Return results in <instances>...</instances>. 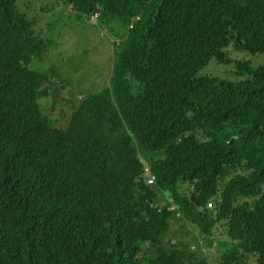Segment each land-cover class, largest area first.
<instances>
[{
    "label": "trees",
    "instance_id": "trees-1",
    "mask_svg": "<svg viewBox=\"0 0 264 264\" xmlns=\"http://www.w3.org/2000/svg\"><path fill=\"white\" fill-rule=\"evenodd\" d=\"M19 1L0 0V264H200L163 248L174 217L217 264H264V63L227 52L264 55V0H60L126 28L65 129L38 104L49 42ZM211 59L236 78L198 74Z\"/></svg>",
    "mask_w": 264,
    "mask_h": 264
},
{
    "label": "rangeland",
    "instance_id": "rangeland-1",
    "mask_svg": "<svg viewBox=\"0 0 264 264\" xmlns=\"http://www.w3.org/2000/svg\"><path fill=\"white\" fill-rule=\"evenodd\" d=\"M159 0H154L158 4ZM19 10L33 20L34 31L49 43L46 49L32 59L29 67L44 73V88L49 95L38 99L43 113L52 125L65 129L71 114L82 98L98 91L109 83L116 45L126 32L125 26L114 21V30L106 25L92 23L60 0H23ZM232 61L250 60L254 65L264 63V55H250L227 49ZM198 74H207L226 79H235L233 63L218 64L211 59ZM164 203L166 198L163 196ZM225 229L218 225L215 236L223 239ZM170 243H181L190 249L200 264H217L220 249L216 245L207 247L197 227L179 217L171 219L163 235V248ZM202 260H204L202 262Z\"/></svg>",
    "mask_w": 264,
    "mask_h": 264
},
{
    "label": "built area",
    "instance_id": "built-area-1",
    "mask_svg": "<svg viewBox=\"0 0 264 264\" xmlns=\"http://www.w3.org/2000/svg\"><path fill=\"white\" fill-rule=\"evenodd\" d=\"M97 19H98V12H94V13H92V15L87 17V20L92 22V23H95L97 21ZM142 176L148 184L154 183L155 177L147 165L144 166ZM207 206L212 207V203L208 202Z\"/></svg>",
    "mask_w": 264,
    "mask_h": 264
}]
</instances>
